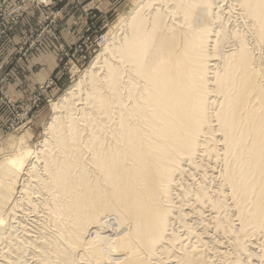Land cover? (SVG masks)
Listing matches in <instances>:
<instances>
[{"label": "bare ground", "instance_id": "bare-ground-1", "mask_svg": "<svg viewBox=\"0 0 264 264\" xmlns=\"http://www.w3.org/2000/svg\"><path fill=\"white\" fill-rule=\"evenodd\" d=\"M136 1L0 154V264H264V0H234L249 35L219 0Z\"/></svg>", "mask_w": 264, "mask_h": 264}, {"label": "rangeland", "instance_id": "rangeland-1", "mask_svg": "<svg viewBox=\"0 0 264 264\" xmlns=\"http://www.w3.org/2000/svg\"><path fill=\"white\" fill-rule=\"evenodd\" d=\"M9 1L1 3L2 1L0 0V43L2 44L10 33L17 28L18 31H15L16 33H13L11 38L13 40L16 36H19V40L18 42L13 40V43L9 46L12 48L10 52L11 64L14 66L16 63L29 59L37 48L40 46L42 48L45 45L46 41L56 44L61 53V62L53 75L45 80H41L33 90L23 93V97L25 96V98L20 100L17 97V93L16 95L15 93L12 94L7 89V85L11 80V74L9 71L4 70V57L2 56L3 59L0 60V154L11 150L8 141L12 137L24 136L27 138L26 142H29L32 146L43 141L45 130L51 119L53 120V116L56 115L54 114V104L58 102V99L60 100L70 86L76 82L78 83L80 78H83L85 70L105 47L106 38L118 33L116 32L118 30L119 32L121 31L119 28L122 22L126 20L137 3L136 0H103L107 3L102 1V5L100 4L99 6L97 3L96 6L94 5L88 9V12H83L81 17H83L84 22H81L78 28H63L64 21L69 18L68 15L72 11V9L68 11V14L66 12L65 8L68 7L67 0H47L45 3H39L38 0H25L22 7L19 8L16 7L22 0H16L12 6L7 8L6 5ZM219 1L218 4L222 7V12L226 11L224 14L222 13L221 18L223 19L219 23H227L228 25L226 24V26H228L227 29L229 30L230 28L232 30H239L241 28L240 31L244 32L246 30L245 33L249 35L247 29L249 22L247 19H244L245 17L242 16L244 20L241 18L238 2L234 0ZM233 5L236 9L231 7ZM68 8H73L74 10L77 7L72 6ZM80 8L82 11H85V5H81ZM27 11H30L28 14L29 19L25 18ZM243 21H247L248 23ZM240 25L241 27H239ZM69 31L76 33V35H73V40L72 36H68ZM229 33H231V30ZM20 36L24 38L21 42ZM230 38L232 39V36ZM234 44L230 42L225 48H232L235 46ZM6 55L8 57L10 55L8 50ZM42 86H44L43 89ZM5 146L8 148H4ZM34 193L36 194L37 192L33 191L32 196H35L33 199L37 198L38 200L37 194L39 193L36 195ZM43 210L38 205L34 211L36 215L33 212L29 214L31 217L36 216L40 218L43 217L41 216L44 213ZM108 224H111L112 227L107 225L109 229L107 234L112 233L115 227V223L112 221ZM92 232L91 230L90 236L93 237L94 233L92 234ZM31 252V250L27 252V259L25 258L27 261L25 262L35 264V258L30 257L34 255H29ZM259 263L257 262V264Z\"/></svg>", "mask_w": 264, "mask_h": 264}, {"label": "crops", "instance_id": "crops-1", "mask_svg": "<svg viewBox=\"0 0 264 264\" xmlns=\"http://www.w3.org/2000/svg\"><path fill=\"white\" fill-rule=\"evenodd\" d=\"M103 0H96V1H90V0H67L68 7H77L73 10V8H65L66 12L68 14V11L70 14L68 15L69 18H67L63 23V28H78L81 25V22H84L83 12H88L87 10L92 8V6H96L97 3L102 5ZM16 0H11L7 3L6 7L12 6ZM104 3H107L106 1H103ZM90 3V4H87ZM81 5H85V11H82V9L79 7ZM90 11V10H89ZM30 11L26 12L25 18L29 19ZM80 13V14H79ZM87 14V13H85ZM89 21V19H88ZM85 24V23H84ZM15 31H18L17 28L10 33V35L2 42L0 46V60L4 57V63L3 67L4 70L9 71L11 74V80L7 85V89L10 93L16 95L20 100H23L25 96L23 97V93H27L30 90H33L38 83L41 80H45L49 76L53 75L57 69L60 66L61 62V53L59 49L56 47L55 43H49L50 41H46L45 45L41 48H37L35 52H33V55L26 59L25 61L16 63L14 66L11 64V50L9 46H11V43H13V40L15 42H18L19 36L15 37V39L12 40L11 36L13 33H16ZM75 31V30H74ZM74 31H69L68 36L76 35ZM67 34V33H66ZM24 38L20 36V42L23 41ZM68 42V41H67ZM69 43V42H68ZM53 44V45H51ZM4 45V46H3ZM3 47V48H2ZM8 53L10 54L9 57L6 55ZM3 56V57H2ZM2 57V58H1Z\"/></svg>", "mask_w": 264, "mask_h": 264}, {"label": "built area", "instance_id": "built-area-1", "mask_svg": "<svg viewBox=\"0 0 264 264\" xmlns=\"http://www.w3.org/2000/svg\"><path fill=\"white\" fill-rule=\"evenodd\" d=\"M3 2L9 1V0H1ZM47 0H38L39 3H45ZM25 0H22L19 5L16 8L22 7V5L24 4ZM44 88V86H42V89Z\"/></svg>", "mask_w": 264, "mask_h": 264}]
</instances>
